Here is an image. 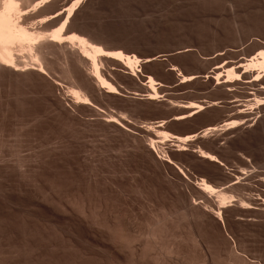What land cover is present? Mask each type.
Segmentation results:
<instances>
[{
	"label": "bare ground",
	"instance_id": "obj_1",
	"mask_svg": "<svg viewBox=\"0 0 264 264\" xmlns=\"http://www.w3.org/2000/svg\"><path fill=\"white\" fill-rule=\"evenodd\" d=\"M110 1L0 0V84L20 89L17 100L7 102L10 109L17 101L24 107L17 113L6 108L0 121L15 120L27 132L41 129L54 135L52 142L47 139L44 162L39 161L48 167L43 169V180L36 176L39 162L21 158L24 163L19 159L15 165L21 168L23 180L7 190L0 188V264L70 263L66 229L72 202L64 196L68 155L64 123L76 126L84 139L95 135L104 141L100 151L93 146L89 156L97 152L121 165L133 162L134 180L152 179L174 200L184 219L185 235L172 234L159 224L148 226L146 232L125 220L105 224L107 231L97 244L102 260L96 264H152L154 258L165 264L162 251L156 255L158 246L169 256L182 254L183 259L182 238L201 250L209 246L211 253H199L200 262L260 264L238 250L234 239L241 244L245 228L264 223V173L246 162L230 168L218 151L220 141L238 146L247 137L257 141L264 136V19L258 13L236 11L235 16L230 9L213 14L212 20L203 21L202 30L189 37L187 46L166 55L183 61L167 65L159 55L139 56L117 43L103 44L104 12ZM151 65L161 67L160 72H152ZM124 89L134 90V98L127 93L128 100ZM118 99L156 112L148 123L134 124L125 114L119 115L123 111L107 110L105 103ZM35 103L40 105L38 112L29 109ZM234 133L236 138L230 139ZM162 142L172 144L161 154ZM208 142L211 148L202 150L200 146ZM186 153L194 157L195 175L178 163ZM5 168L0 165V179ZM85 203L76 205L82 217L88 212ZM97 211L100 222L109 219L107 206ZM140 240L142 248L137 245ZM153 250L156 256L150 259Z\"/></svg>",
	"mask_w": 264,
	"mask_h": 264
},
{
	"label": "rangeland",
	"instance_id": "obj_2",
	"mask_svg": "<svg viewBox=\"0 0 264 264\" xmlns=\"http://www.w3.org/2000/svg\"><path fill=\"white\" fill-rule=\"evenodd\" d=\"M262 8L264 9V0H230V2H227L225 0H111L108 4L109 10L104 12L105 23L103 24L105 25H103L102 27L107 34L106 36H104L105 38L103 37L102 42L105 45H111L113 44V42V45L117 43L118 45L116 44L115 46L119 48L122 47V50L129 49V51H133V53L135 52V54L139 56L159 55L160 60H162L163 63H168L167 65L174 63L177 64L183 60L179 58H168L166 55L170 54L173 49L180 48L184 45L187 46L190 40L189 37L202 30L204 28L203 21L212 20L211 15L225 13L230 9L229 11L231 12V14H235V16L237 15V12L238 15L241 14L250 16L258 13L257 15L260 16V19H264V10ZM149 68L152 72L155 73H158L161 70V67H159L158 65H151L149 66ZM0 88V100H2L0 101V116L4 112H6V108H9L8 110L10 113H17V109H19L20 111L24 108L22 104H18L20 103V101H17V105L12 108L13 111L7 105V102L10 99L17 100V97H19L17 96L19 95L18 93H20L17 92V90H20L18 87L9 88V86L0 84ZM8 88L10 91L8 90ZM131 91V89H124L125 94L123 92V95H125L128 100H130L131 97L134 98L133 94L135 93V91ZM127 93H130L131 97ZM13 96L15 98H12ZM128 100L118 99L110 102L111 104L107 102L105 103L108 105L106 106V108L110 111L114 110L113 112L117 114L122 113L121 111H123V113L119 115L123 116L125 114V116L123 117H128L131 122L133 121L132 123L134 124L140 123L139 125H142L143 122L144 124L146 122L148 123L151 115H153L156 111L144 106L137 107L135 104H133V102H130ZM35 104L31 105V108L29 107L32 112H38L40 108V105H38L37 103ZM63 128L67 136L66 145L68 151V155L66 158L67 160L65 159L66 170L64 196L67 201L69 200V202H72L71 205L73 206L72 207L68 202L69 212L66 230L68 235V259L70 263L85 264L86 262V264H96L97 261L102 260L98 257L99 248L97 244L99 240L103 239L105 231H107V228H103L105 224L112 225L114 223H117L114 222L116 219L119 221L118 223L121 224L125 221H130V223H133L132 227L135 228L137 226L136 229L139 228L138 230H140L141 232L144 230V232H146V228H149L148 226H150L151 228L152 226H155L154 224H159L170 230V233L172 234L173 232L176 233L177 231L178 234L183 232L181 234L185 235V226L184 224H181V221L184 219L181 218L182 213L175 205L174 200L171 199V197L167 195V193L162 188H160V186H158L152 179L140 177L139 180H134L133 176L136 174V167L133 162L128 165H121V163L115 161L114 158H104L101 155L100 158V156L97 155V152L89 156L92 147L95 146V149L100 151V147L103 146L104 141L101 140L100 137H96L95 135H90L91 137L87 136V138L85 137L86 139H84L83 136L80 135L78 128L68 123H64ZM52 133L53 132L46 134L41 129H37L33 132H27L25 129L21 128L15 120L6 122L0 121V165H6L4 175L0 179V188L2 190H7L9 189V185L16 183V181L18 180H23L21 179L23 178V175H21L22 173L20 171L21 168H18L16 167L18 165H15L18 164L17 162L24 163L23 160L30 157H34L37 162H44L43 154L47 144H49L50 141L52 142V136H54ZM48 136L50 138H48ZM236 136L237 135L234 133L231 134L229 138L234 139L236 138ZM47 139H50V141ZM170 143L172 144V142H162L161 144L163 145L159 144L158 150L160 151V153L162 152L161 150L163 149V147L166 148L168 144L170 145ZM219 143L221 144H219V147L221 149L218 152L221 157V161H223L222 163L227 164V166L230 168H238L241 165V167H243V164L246 162V164H248L250 167H253L259 172L264 173V136L262 137V139H259L257 141H254L253 137H247L238 146H229L223 143V141H220ZM204 147L211 148V145L208 142L200 146V148L205 151ZM110 148L111 147H109V150ZM29 152L31 153L29 154ZM21 158L24 159L22 160ZM180 158L181 159L180 161H178V163L185 167V169H188L191 174L195 175V171H193L192 168L194 164V161L192 160L194 158L193 155L191 153H186L183 155L181 154ZM88 161H90V163ZM4 162L6 164H3ZM8 163L11 164L9 165ZM41 163H38L41 167L38 169V172L36 174L39 180H43V169H45V167L46 169L48 168L46 163H43L44 165L46 164L45 166L41 165ZM37 188V190L40 192L41 187L37 186ZM74 198H77L75 200L76 205L78 206L83 205V203L86 202L84 206L88 212L86 213L87 215L83 214L84 217L81 216L82 213H80L79 209V212H77L78 210L76 209L80 207L76 205L74 206L72 201L74 200ZM81 199L83 200V203ZM105 204H107L106 206L108 207L107 218L109 219H107V221L109 222H100L101 219L98 215L97 210L103 211L106 207ZM71 209H73V211ZM89 211L92 212L90 213ZM97 215L99 218L97 217ZM87 216L92 221H90L89 219L86 220ZM93 217L94 220H97L96 217L98 218V220L93 222ZM97 222L101 223L98 228L97 225H99L100 223L98 224ZM134 223L136 224V226H134ZM166 224L167 226H165ZM100 227L103 229H101ZM138 230L136 231L138 232ZM144 234L146 236V233ZM95 235L98 238H96ZM145 236L143 237L144 240ZM242 236L243 241L241 244L238 242V239H234L235 236L232 237L237 242L236 248L238 250H242L245 256L249 257V259L251 258L250 260L253 259V262L264 264V223L245 228L242 232ZM143 238L141 237L142 240ZM176 238L178 241L181 239L180 237ZM142 240L139 241L140 243H137V245L140 244V248H142L141 246L144 241ZM182 240H180L179 242L180 247L182 246L183 248L182 253L185 254V256L187 255L186 257H182L186 263L183 261H180L181 263L177 261L178 256L180 259V256H182V254L177 255L173 253L174 255L169 256L168 252V254L165 253V249L163 251V246H158L156 255H159V253L162 251L160 253V256L162 255L165 259L164 261L161 256L162 262H165V264L169 263V261L167 260H172L170 264L175 263V261L176 263L178 262L180 264H216L214 260L200 262L197 259L199 258L200 252L206 253L207 251H209L208 245V248L206 250H201L200 247L195 246L192 241H186L185 238H182ZM239 245L241 247H239ZM170 246L176 247V245L172 242L170 243ZM155 252L153 254H150L149 252L148 257L150 258L152 256V258H154V256H156L154 255ZM209 253H211V250L209 251ZM209 255L211 256L212 254ZM175 256L177 257L174 258ZM168 257H170L171 259ZM191 258L193 259L191 260ZM154 260L155 258L152 259V264H157Z\"/></svg>",
	"mask_w": 264,
	"mask_h": 264
}]
</instances>
